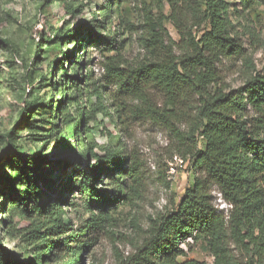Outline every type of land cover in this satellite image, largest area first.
<instances>
[{"label": "trees", "instance_id": "16d2710c", "mask_svg": "<svg viewBox=\"0 0 264 264\" xmlns=\"http://www.w3.org/2000/svg\"><path fill=\"white\" fill-rule=\"evenodd\" d=\"M60 1L67 14L82 10V2ZM239 1L243 8L264 2ZM140 2L138 28L126 8L128 0L105 2L99 15L92 14L87 24L86 39L106 44L102 76L91 84L95 103L90 110L109 119L115 133L106 132L108 139L123 131L129 116L162 127L169 136L170 154L188 160L195 175L178 202L171 201L170 208L149 217L140 243L119 256L117 264H203L186 258L182 243L187 239L204 242L213 264H264V74L255 69L242 47L226 0ZM113 9L118 24L105 37L102 31ZM167 24L173 27L177 40ZM120 28L136 31L141 52L134 57L123 52L126 39H118ZM246 32L253 38L254 33ZM70 33L59 28L40 40L47 45L62 44L71 38ZM224 58L243 60L247 77L242 92L226 86L218 68ZM71 66L76 72L77 67ZM54 70V62L49 63L47 71L54 74ZM86 75L84 78H91ZM64 77L78 82L67 71ZM43 106L44 100L35 97L24 101L23 112L29 114ZM34 156L36 161L31 163L29 155L20 154L17 162L24 175L20 185L29 191L22 192V200L28 202L27 195L38 190H44L48 197L37 205L41 219L30 230L37 241L35 257L39 261L58 260V264H82L78 256L89 248L84 236L93 230H106L111 212L141 197L145 182L142 157L122 142L88 145L71 169H63L56 180L44 181L38 172L48 159H38V153ZM105 179L110 187L100 189ZM4 184L14 188L1 180V186ZM212 186L228 204L226 211L212 203ZM73 189L84 197V212L88 214L76 233L64 226L66 211L62 208V204L72 206ZM7 257L10 264H23L0 241V259Z\"/></svg>", "mask_w": 264, "mask_h": 264}, {"label": "rangeland", "instance_id": "374dc122", "mask_svg": "<svg viewBox=\"0 0 264 264\" xmlns=\"http://www.w3.org/2000/svg\"><path fill=\"white\" fill-rule=\"evenodd\" d=\"M73 1L82 2L83 7L70 15L60 0H50L49 4L46 0H0V241L23 264H58L59 261H39L35 257L37 241L33 240L30 230L36 220L41 219L37 215V205L43 204L48 197L44 190H38L27 195L28 202L22 200L25 187L20 185L24 177L17 162L20 154L29 155L31 163L36 161V153L38 159H48L38 172L44 181L56 180L63 169H71L88 145L115 146L122 142L141 155L145 179L141 197L134 204L122 205L111 212L106 230H93L84 236L89 248L78 256L82 264H117L119 256L127 255L140 243L149 217L170 208L171 201L178 202L195 175L188 160L170 154L168 133L148 120L129 116L122 132H116L117 135L110 139L106 137V132L115 133L109 119L90 110L95 103V97L90 94L91 84L102 76L101 62L106 44L87 40L84 31L92 14L99 15L101 6L110 0ZM226 2L242 47L255 69L264 74V2L248 8H243L239 0ZM141 5L140 0H128L126 4L136 28L141 25ZM111 15L102 31L105 37L118 24L115 9ZM99 19L102 21L103 17ZM166 27L177 40L173 27L170 24ZM59 28L70 30L71 38L55 45L40 40L43 36L51 37ZM246 29L254 33L253 38ZM121 38L126 39L123 49L126 56L134 57L141 52L136 31L130 33L121 29L118 39ZM68 55H71L72 64ZM52 62L54 74L47 71ZM71 65L77 67L76 72ZM218 68L226 86L242 92L247 77L243 60L224 58ZM65 71L75 75L78 82L67 81ZM86 73L91 75L90 79ZM35 97L44 100L43 108H33L29 114L23 112L24 101ZM1 180L10 182L14 188L8 189L6 184L1 186ZM98 187L109 188V181L105 179ZM211 189L214 206L226 211L228 204L215 186ZM71 196L72 206L62 204L66 211L63 219L69 232L76 233L88 214L84 212V197L75 189ZM182 247L187 259L213 264L204 242L187 239ZM60 257H63L62 250ZM8 260L9 257L4 261L0 259V264H10Z\"/></svg>", "mask_w": 264, "mask_h": 264}]
</instances>
